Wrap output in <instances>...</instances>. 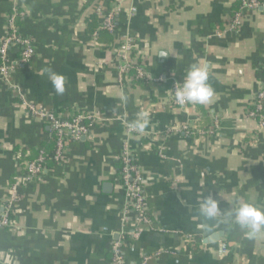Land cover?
Listing matches in <instances>:
<instances>
[{"label":"crops","instance_id":"crops-1","mask_svg":"<svg viewBox=\"0 0 264 264\" xmlns=\"http://www.w3.org/2000/svg\"><path fill=\"white\" fill-rule=\"evenodd\" d=\"M238 7L239 0H0V42L16 9L24 14L18 32L36 48L12 84L38 108L106 120L91 128L90 139L68 144L65 167L48 162L42 180L19 190L12 224L0 231V264H108L125 200L117 163L125 138L142 168L153 221L125 249V264L146 256V264H264V231L248 235L227 214L243 202L264 210V131L246 117L264 62V12L249 13L237 33H225ZM109 12L117 20L114 35L100 30ZM124 35L135 39L150 76L162 82L119 84L116 55ZM10 55L18 57L15 50ZM192 64L206 66L211 102L184 111L163 105ZM46 69L63 76V94ZM144 113L147 126L127 137L123 117L131 124ZM210 115L219 120L214 135L174 134L158 154L165 129L181 123L206 129ZM48 134L47 124L27 117L19 97L0 82V213L20 164L40 149L51 153ZM204 196L218 202L219 217L200 214Z\"/></svg>","mask_w":264,"mask_h":264},{"label":"built area","instance_id":"built-area-1","mask_svg":"<svg viewBox=\"0 0 264 264\" xmlns=\"http://www.w3.org/2000/svg\"><path fill=\"white\" fill-rule=\"evenodd\" d=\"M264 12V0H239V7L226 21L224 32L237 33L246 15L249 13ZM23 13L16 9L6 17L5 35L0 42V82L8 85L15 95L19 97L20 105L27 117L38 119L47 124L49 128L48 138L52 144L51 153L40 149L37 156L20 164L18 172L12 177L8 187L7 200L3 211L0 213V231L11 226L12 207L21 199L19 190L29 183L42 180L47 171L48 162L55 166L65 167L68 163V144L79 142L82 139L91 138V128L101 126L106 122L102 115L88 114L81 111L60 114L53 111L41 109L33 105L20 92V89L12 84L10 78L19 66L29 65L35 57L36 48L30 38L23 37L18 32L16 20L22 18ZM116 17L114 12H109L102 16L100 30L110 35L116 32ZM15 50L18 57L12 58L10 51ZM116 71L119 84L123 82H140L143 85L162 82L163 79L152 78L147 70L145 54L137 48L135 39L129 35H124L118 45L116 55ZM259 73L261 79L258 81L256 92L247 102L246 117L257 121L258 128L264 131V62L260 65ZM182 83V82H181ZM181 83H174L169 96L163 101L165 106L175 110L184 111L191 103L179 104L175 96V87ZM211 123L201 130L196 125L181 123L165 129L158 137V154L163 157V142L170 136L177 133H184L186 136L197 134L201 138L211 137L219 129V120L215 115H210ZM125 135L127 137L139 135L141 131H134L126 123L123 117ZM118 181L124 191V203L120 211V230L110 248L111 257L108 264H125V249L133 242L137 241L147 227L153 223L150 213L149 202L146 194L145 179L142 168L135 159L133 151L128 144V138L122 141V148L117 159ZM185 245L193 244L194 237L184 238ZM221 256L227 253V246L221 244L219 247ZM150 257H143L141 264H146Z\"/></svg>","mask_w":264,"mask_h":264},{"label":"clouds","instance_id":"clouds-1","mask_svg":"<svg viewBox=\"0 0 264 264\" xmlns=\"http://www.w3.org/2000/svg\"><path fill=\"white\" fill-rule=\"evenodd\" d=\"M166 56L167 54H160ZM50 81L57 94H63L64 78L49 69ZM175 96L177 103H191L205 105L209 104L215 95L214 89L209 83V74L206 66L192 64L187 71L183 82L179 87H175ZM126 99V97H125ZM148 124V114L144 113L141 119L133 121L129 127L134 131H142ZM199 212L205 218H216L221 215L218 202L211 196H204L199 205ZM228 216L243 229L249 230L248 235H254L264 231V210H261L254 204L243 202L237 207H231L227 210Z\"/></svg>","mask_w":264,"mask_h":264},{"label":"trees","instance_id":"trees-1","mask_svg":"<svg viewBox=\"0 0 264 264\" xmlns=\"http://www.w3.org/2000/svg\"><path fill=\"white\" fill-rule=\"evenodd\" d=\"M205 115H206V114H205ZM198 127H199L200 129H204V128H202L201 125H199V124H198ZM34 153H35V156H34V158H35V157L37 156V151H35ZM26 159H28V158H26Z\"/></svg>","mask_w":264,"mask_h":264}]
</instances>
